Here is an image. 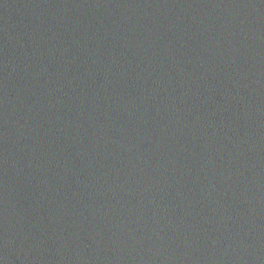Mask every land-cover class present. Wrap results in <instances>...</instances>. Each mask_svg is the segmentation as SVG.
Returning a JSON list of instances; mask_svg holds the SVG:
<instances>
[{
  "label": "water",
  "instance_id": "obj_1",
  "mask_svg": "<svg viewBox=\"0 0 264 264\" xmlns=\"http://www.w3.org/2000/svg\"><path fill=\"white\" fill-rule=\"evenodd\" d=\"M0 264H264V0H0Z\"/></svg>",
  "mask_w": 264,
  "mask_h": 264
}]
</instances>
